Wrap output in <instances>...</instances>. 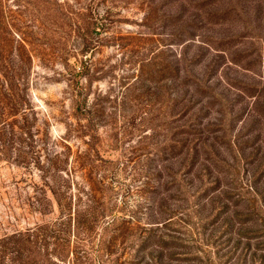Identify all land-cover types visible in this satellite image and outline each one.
Returning <instances> with one entry per match:
<instances>
[{
    "label": "rangeland",
    "instance_id": "rangeland-1",
    "mask_svg": "<svg viewBox=\"0 0 264 264\" xmlns=\"http://www.w3.org/2000/svg\"><path fill=\"white\" fill-rule=\"evenodd\" d=\"M0 41L18 264H264V0H0Z\"/></svg>",
    "mask_w": 264,
    "mask_h": 264
},
{
    "label": "trees",
    "instance_id": "trees-1",
    "mask_svg": "<svg viewBox=\"0 0 264 264\" xmlns=\"http://www.w3.org/2000/svg\"><path fill=\"white\" fill-rule=\"evenodd\" d=\"M7 42L0 41V57L8 53ZM20 66L0 58V156L5 159L6 142L22 139V121L27 117L24 101L26 79L18 73ZM12 236L0 239V264H18L13 254Z\"/></svg>",
    "mask_w": 264,
    "mask_h": 264
}]
</instances>
